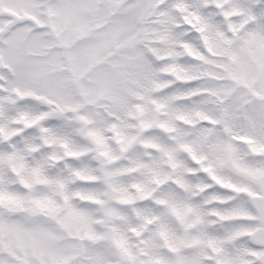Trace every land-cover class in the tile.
Segmentation results:
<instances>
[{"label": "snow or ice", "instance_id": "snow-or-ice-1", "mask_svg": "<svg viewBox=\"0 0 264 264\" xmlns=\"http://www.w3.org/2000/svg\"><path fill=\"white\" fill-rule=\"evenodd\" d=\"M22 8L0 39V264H264V0ZM173 53L204 70L174 77Z\"/></svg>", "mask_w": 264, "mask_h": 264}, {"label": "rangeland", "instance_id": "rangeland-1", "mask_svg": "<svg viewBox=\"0 0 264 264\" xmlns=\"http://www.w3.org/2000/svg\"><path fill=\"white\" fill-rule=\"evenodd\" d=\"M83 3H87V0H82ZM24 3V0H3V4L0 5V22H6L4 23L3 31H0V39H3L5 33H7L10 29V27H16L18 26L15 23L14 18H23L24 12L22 8V4ZM7 7L8 11L7 13H3L2 8ZM83 15L87 16L89 13L87 10H84ZM162 27V26H161ZM153 33L150 31L148 35H152ZM175 38L170 35V37L164 42V48L166 50L171 49L175 46ZM170 59L173 64L176 66L171 69V72L174 73V77L179 78H189L193 74L198 75L201 71L204 69H197L194 68L191 64L186 63V58L183 53H173L170 56ZM209 66H204V68H207ZM160 75L166 79L174 80L173 76H170L167 73H160ZM173 112L180 111L179 108H173L171 109Z\"/></svg>", "mask_w": 264, "mask_h": 264}]
</instances>
